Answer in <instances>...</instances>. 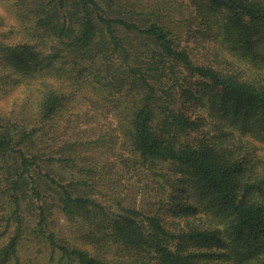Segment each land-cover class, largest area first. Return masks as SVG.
Wrapping results in <instances>:
<instances>
[{
    "label": "trees",
    "instance_id": "trees-1",
    "mask_svg": "<svg viewBox=\"0 0 264 264\" xmlns=\"http://www.w3.org/2000/svg\"><path fill=\"white\" fill-rule=\"evenodd\" d=\"M1 2L20 21L0 38V264H264V0ZM81 101L156 193L62 178L96 160L70 131L110 133Z\"/></svg>",
    "mask_w": 264,
    "mask_h": 264
},
{
    "label": "rangeland",
    "instance_id": "rangeland-1",
    "mask_svg": "<svg viewBox=\"0 0 264 264\" xmlns=\"http://www.w3.org/2000/svg\"><path fill=\"white\" fill-rule=\"evenodd\" d=\"M170 13L172 14L173 20L179 16L176 13V10ZM19 21L20 20L15 15L14 7L11 4L1 2V41H7V38L10 39L19 37V34H17ZM11 26H15V28H12ZM6 29H8L10 32L8 33V36H6V39H2V33ZM12 94L13 92H9L3 95L0 94V109L3 103L10 104ZM81 103L83 105H80V111L82 110L83 112L87 110V112L89 113L87 114L88 116L83 118L81 117V120L91 119V116L89 115H92L93 117L95 116L96 119L100 120V123H103L109 127L110 133L105 136L104 141L100 140L96 142L95 129H88V131H86L85 133L80 129L77 130V128L74 131H70V137L74 138L76 135H78L82 139L89 142V144L87 145L88 148L85 149L84 152L91 155L92 157H96V160L90 161L92 163L91 168L93 170L87 168V164L85 167H83V162L80 161L79 163H82V167H79L78 169V167L76 166V169H70L72 170L71 173H64L62 178L65 179L66 177H69V175H71L72 177H79V175H81L80 173L82 172L90 174V177L93 179V181L94 179H96L95 184H93L95 189L94 194L103 200H107L108 198L112 200V198L115 197V199H121L125 202H129L132 201V199L135 197L136 201L141 202V197L150 196L153 193H156L158 189L155 180H157L158 177L151 174V169L150 173L148 171L149 169H147L146 167L133 165L127 167L124 165V161L120 162L117 159V156L119 157L121 148V136L120 138H117L116 131L112 130L113 127H116V124H114L115 120L113 118V112L110 111V114H108L107 116L104 114H97L95 108L98 106L102 109L103 106L101 104L93 106V104L91 103L85 104V102L82 101ZM73 125L77 126L78 123H74ZM84 125V127L89 128L91 125L95 124L92 123ZM122 154V156L127 157V153ZM167 166L162 165L159 170L167 171ZM151 180L153 181L150 182ZM110 183L117 186L115 188H112ZM84 189H86V187ZM53 222H55L59 235L71 236L74 234V228H72V224L65 219V217L58 209H56L55 211ZM25 254H27V251L25 252Z\"/></svg>",
    "mask_w": 264,
    "mask_h": 264
}]
</instances>
